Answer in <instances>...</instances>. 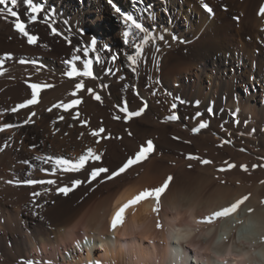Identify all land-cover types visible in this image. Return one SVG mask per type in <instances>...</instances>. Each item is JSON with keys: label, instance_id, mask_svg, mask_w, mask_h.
Segmentation results:
<instances>
[{"label": "bare ground", "instance_id": "bare-ground-1", "mask_svg": "<svg viewBox=\"0 0 264 264\" xmlns=\"http://www.w3.org/2000/svg\"><path fill=\"white\" fill-rule=\"evenodd\" d=\"M259 1L252 9L236 6L245 15L234 21L219 7L211 18L201 0H143V5L113 0L151 29L152 35L163 34L167 41L157 39L144 45L137 71L130 73L129 64L124 68V53L135 55L129 44L140 43L143 34L133 30L127 38L129 44H123L126 29L107 0H35L55 16L48 23L41 18L28 24V30L34 35L35 30L44 33L51 30V24L69 36L73 46L67 60L79 55L72 47L93 37L98 41L103 59L102 64L94 61L98 78H83L86 88L77 93L81 103L69 112L53 105L76 98L71 93L79 78L65 75L70 66L55 48L40 39L29 45L11 22L0 18V58L12 55L5 62V75L0 76V125H21L0 133V147L9 144L0 153V264H22L28 259L39 264H264L260 256L264 255V233L255 237L242 229L248 219L246 209L253 208L252 217L264 225V204L257 205L260 194L248 196L235 213L208 222L214 212L247 196V186L233 189L220 184L213 175L214 167L201 164L198 152L208 147L206 138L219 153L220 141L227 140L224 130L234 128L236 120L241 122L238 129H254L259 146L264 147V33L259 29L264 17L257 9ZM146 6H151L150 14L144 13ZM236 8L230 9L232 15H238ZM18 10L27 22L25 6L20 4ZM113 52L120 54L115 64L110 59ZM20 60L37 63L21 64ZM77 63L82 67V61ZM107 68L113 72L109 74ZM28 83L53 87L41 91L39 104L11 112L31 98ZM88 87L101 96L100 101L87 92ZM125 101L130 111L139 110L145 102L148 107L141 116L128 120L119 111ZM173 103L178 105L176 109ZM182 106L192 112L188 121L183 119ZM208 107L214 115L206 111ZM31 111L37 113L34 123L24 125ZM76 111L79 120L72 118ZM198 112L203 115L195 118ZM174 113L179 119L169 121ZM118 115L119 120L115 119ZM200 122H207L208 127L193 132ZM102 126L105 132L93 137L91 133ZM149 140L154 142V151L146 160L112 180L85 182L67 196L55 189L71 186L74 178L87 181L90 167L53 176V165L36 159L53 156L75 161L91 147L102 157L90 165L115 171ZM193 156L199 159H190ZM25 159L29 164L22 163ZM45 168L47 173L41 171ZM169 176L173 179L159 204L154 197L141 200L126 209L123 222L112 229V218L120 207L139 193L162 186ZM29 178L57 179V184L35 186L41 196L33 202V188L6 183ZM45 188L50 191L45 193ZM193 223L204 225L195 236ZM187 244L198 249L189 251Z\"/></svg>", "mask_w": 264, "mask_h": 264}, {"label": "snow or ice", "instance_id": "snow-or-ice-1", "mask_svg": "<svg viewBox=\"0 0 264 264\" xmlns=\"http://www.w3.org/2000/svg\"><path fill=\"white\" fill-rule=\"evenodd\" d=\"M108 4L112 7V9L118 14L119 20L123 23L125 27V31H123V44H129V40L127 39L129 36L133 35V30H136L137 34H143L141 37V42L136 43L134 45L129 44L130 47L135 48V55H129L128 53H124V55L127 58V61L130 62L128 67L131 68L133 72L137 71V68L135 67L138 63V60L141 58L142 54L145 53L144 45L149 44L152 40H159L164 41L165 36L163 34H160L158 36H154L151 34V29L146 28L142 21L138 20L134 17V14L132 13H125L122 11V9L117 6L116 3L113 2V0H107ZM132 3L134 5L140 4L143 5V0H132ZM201 3L203 5L204 10L212 14L213 8L208 4L204 3V0H201ZM20 4H23L25 6V12L24 16L27 18V22L24 18L21 17V14L18 10ZM144 13H151V6H146L144 8ZM259 15L264 17V6H261L259 8ZM55 16V13L50 11L46 8V5L41 2H35V0H0V18H2L5 22H11L13 28L15 31L22 37H25L27 39V43L29 45H36L38 42V36L31 34L28 30V24L35 23L39 19L43 18L44 23H48L50 20L53 19ZM236 19H239L238 17ZM63 23L65 25H68L69 22L67 20H64ZM49 27L51 28L53 35H61L63 36L64 40L71 46L72 40L69 38V36L64 35L63 32L59 31L56 27H53L51 24H49ZM67 31L71 32L72 29L69 27ZM81 35H83V30H81ZM172 39H177V37L173 36ZM107 51L112 52V49L105 45L103 46ZM156 52L160 51V48L157 46L155 48ZM99 48H98V41L95 37L91 38L90 42L84 44V45H76L74 47L75 53H82V55L74 54L71 56L70 59L63 61L64 64H67L70 66L69 70L65 73V75L69 78H79V81L75 84V91L71 93L73 97H76L72 99L69 103L61 102L59 104L53 105L55 108H63L65 112H69L70 109H75L77 105L81 103V99L79 96H77V93L81 92L82 90H85V81L83 78H91L92 80H96L98 77L96 76L94 72V61L97 64H102L103 61L98 54ZM90 54H96L94 57ZM119 53H114L111 55L110 59L111 61L115 62L119 58ZM12 55L6 53L3 58H0V76L5 75V72L7 69L5 68V62L7 60H11ZM82 61V67L78 66L77 62ZM21 64H36V61H26V60H20ZM40 67H43V65H40ZM109 74L113 72L112 68L105 69ZM39 71V68L37 69ZM119 71V69H117ZM27 83V82H26ZM101 87H104V85H100ZM53 85L51 84H42V83H28V88L31 89V98L25 99L22 103L17 104L15 107L11 108V112L18 113L22 109H29L32 105H37L40 103V94L41 91L45 88H51ZM87 92L94 97L95 100L100 101L101 96L97 94L92 87H88ZM139 95V93H137ZM147 102L144 103L143 107H140L139 110H129L128 102L125 101L123 106L119 107V111L124 114V117L128 120H131L133 117H139L144 112L145 108H147ZM177 105L175 103L172 104V108L176 109ZM49 112L52 111V108L47 109ZM209 114L214 115V111L212 107H208L206 110ZM37 113L35 111H31L30 115L27 116L26 119H24L23 124L28 125L30 123H34L33 117H35ZM197 116L203 115L202 113H197ZM235 115V113H233ZM80 113L79 111L75 112V115L72 117L73 119L79 120ZM65 117L61 115L59 117V120L63 121ZM115 119L119 120L121 117L118 115L115 117ZM179 116L175 113L168 116L169 121H175L178 120ZM237 124L240 123L239 120L235 121ZM81 123L86 124L87 121H81ZM21 125L14 124V123H4L3 125H0V133L5 132L9 129L14 128H20ZM208 127L207 122H200L199 126L193 129V132H200L201 129H205ZM58 130V129H57ZM253 131H255L253 129ZM105 132L104 128H99L98 130H95L91 133L93 137H100L102 133ZM83 135V133H81ZM131 135V133H129ZM99 141H97L98 143ZM225 143H229V141H225ZM9 147V144L5 142L3 147H0V153L4 152L6 148ZM34 147V146H33ZM154 151V145L151 140L147 141L146 146L141 145L138 152L135 153L133 157H130L115 171H110L107 167L103 166H94L90 165V162H97L101 160L102 153L97 154V152L89 147L83 155H80L79 158L75 161L71 159H66L63 157H53V156H47V157H40L37 156V160H43L45 164H51L53 167L51 168V175L56 176L58 172L61 173H80L83 170H85L86 165L90 167V171L88 172L87 181L81 180V179H72L71 186L65 185L61 187H57L55 191L57 193L63 194L67 196L70 192H72L74 189L80 187L85 182L91 184L93 181H97L98 178L101 180L107 179L112 180L114 177L120 176L122 173L126 172L128 169L132 168L134 165L140 163L143 160H146L150 153ZM190 159H199V157H190ZM203 164L207 165L210 164L211 161L209 160H202ZM23 164H29V161L27 159L22 161ZM191 167V165H189ZM227 167L229 169L237 167L235 164H228ZM243 170L245 172L248 171L247 165H241ZM253 167H264V165H253ZM221 171H224L225 169H220ZM41 171L48 172L49 170L47 168L41 169ZM29 177L32 176V173H28ZM172 177L169 176L167 180L163 183L162 186L157 187L155 189L151 190H145L141 193H139L136 197H134L132 200H130L128 203L124 204L122 207H120L115 215L112 218L111 227L113 230L116 229L118 224H121L123 222V217L126 209L131 207L132 205L139 203L141 200L154 197L157 201V204H159L161 195L166 191V189L169 186V183L172 181ZM8 185H15L17 187L20 186H27L33 188V191L31 192V197L33 198V202H35V198H38L41 196V193L39 191H35V186L37 185H56L57 179H36V178H29V179H8L6 181ZM264 183V182H262ZM50 191L49 188H45V193ZM248 199V196H244L243 198L237 200L235 203H232L230 206L220 209L219 211H216L212 214V216L207 218L208 222H211L214 218L219 217H226L231 215L232 213H235L237 209ZM158 211L159 209H155ZM159 227V225H157ZM22 264H39L38 261H34L31 259L25 260L22 262ZM47 264H51V261H48ZM95 264H100V261H95Z\"/></svg>", "mask_w": 264, "mask_h": 264}, {"label": "rangeland", "instance_id": "rangeland-1", "mask_svg": "<svg viewBox=\"0 0 264 264\" xmlns=\"http://www.w3.org/2000/svg\"><path fill=\"white\" fill-rule=\"evenodd\" d=\"M127 2L130 5H133L132 0H127ZM204 2L208 3L213 8L214 14L213 13L209 14L204 10L207 14H209V16L211 18L216 16V14L218 13V7H219V9L221 11L227 12L230 15L231 19L234 21L235 20L239 21V19L245 15L243 9H242L243 13H241L239 11V10H241V8H236V6H238L239 4L244 5V7H242L244 9L246 6L248 7V9H252L254 6H257L256 0H204ZM259 3L260 4H258V6H260V7L264 6V5H262V4H264V0H260ZM260 7H257V9H259ZM234 8L237 9L238 15H232V12L230 9H234ZM237 17L239 19H236ZM262 23L260 24L259 29H260V31L262 30L261 31L262 33H264V29L262 28V27H264L263 26L264 23L263 24ZM35 31L36 32H33V33H35V35H38V38L40 39L42 44H44L45 46L47 45V47H50L51 49L55 48L54 50H56L57 55H59L61 59L67 60L66 58H68V52L70 49V45L63 42L61 40V38L59 37V35H53L52 31L48 28H47V30H45L44 33H42L40 30H35ZM46 34H47V36H46ZM263 39H264V36H263ZM71 46H73V45H71ZM74 47H72V48L74 49ZM72 48H71V50H73ZM255 52L257 55L260 54L259 49H257V51H255ZM263 53H264V51H263ZM78 54L80 55L82 53H78ZM102 61H103V59H102ZM115 62H113V63L115 64ZM124 63H125L124 68L126 69L127 68L126 64H130V62L125 60V61H123V64ZM114 66H112V67L114 68ZM129 72L132 73L133 71L130 69ZM240 89H241L242 96H243L245 94V91L243 90L244 88L241 87ZM181 110L183 113V119L185 121L190 120L191 119L190 115L192 114V112L188 108L183 107V106H182ZM194 117L196 118V117H201V116H197L195 114ZM206 121H209V120H206ZM240 124H241V122L239 124H237L235 122L234 128L228 127L224 130L226 135H227V138H226L227 140L220 141L219 145H220L221 150L219 153L215 149V146L212 145L211 141L204 138L203 140L208 145V147L202 151H200V150L198 151L199 154L202 155V157L200 158V163L203 164L201 162L202 160L211 161V163L207 164V165L214 167L215 170L213 172L214 173L213 175H214L215 179L220 184H222L223 186H229L233 189L235 187L236 188H245L247 186L246 187L247 188L246 195L247 196H253L256 193H258V195L260 194L257 205L258 204L263 205L264 204V202H263L264 201V183H262V182H264V167H253V165H264V147L259 146L258 141H257L258 137L256 136V134L253 130L238 129V126ZM244 124L246 126L247 122H245ZM102 127L105 129L104 126H102ZM219 127L222 128L221 124H219ZM206 135L207 134H203V136H206ZM225 141H229V143H225ZM228 164H235L237 167L229 169L227 167ZM241 165H247L248 171L245 172L243 170V168L241 167ZM222 168L225 170L221 171L220 169H222ZM252 209H249V210L246 209V211H245L246 216L245 217H247L248 219L243 224L242 229L245 233L251 234L253 236L255 235V237H256V236H259L261 233H264L263 232L264 231V227H263L264 225H262L261 222L255 220L252 217V212H253ZM193 225L196 229L194 232V236L196 235V233L197 234L201 233L200 230L202 227H204V225H200L198 223L197 224L193 223ZM187 248L189 249V251H194L195 249H198V246H193L191 244H187ZM260 256L264 260V255L261 254Z\"/></svg>", "mask_w": 264, "mask_h": 264}]
</instances>
